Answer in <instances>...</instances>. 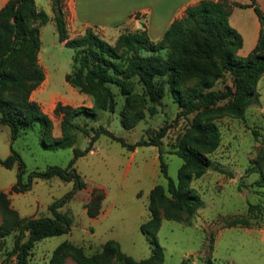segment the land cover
Here are the masks:
<instances>
[{"label":"trees","instance_id":"16d2710c","mask_svg":"<svg viewBox=\"0 0 264 264\" xmlns=\"http://www.w3.org/2000/svg\"><path fill=\"white\" fill-rule=\"evenodd\" d=\"M232 3L231 0H198L188 5L180 17L174 18L158 40L150 39L145 29L136 28L120 32L114 42H110L89 26L82 33L69 37L64 11L58 0H54L59 39L65 40L64 44L74 50L72 68L65 79L79 91L89 94L92 104L71 105L58 101L53 113L60 116L61 135L52 136V118L31 98L32 90L45 78L38 52L40 26L49 16L36 8L35 0L5 2L0 8V123L8 124L15 138L20 128L33 126L38 121L44 128L43 145L52 149L72 146L73 156L64 167L49 165L44 170L30 172L26 181H23L24 161L12 145L11 152L0 157V164L8 168L17 165V178L11 185L14 191L29 189L34 176L49 178L54 175L73 179L74 189L49 204L52 216L30 217L20 215L12 206L9 194L0 189V251L4 249L5 237L15 234L13 245L1 264H7L12 256H15V264H28L37 240L69 231L71 216L59 207L76 189L85 186L73 164L92 149L100 133L118 139L131 150L138 145L158 147L160 169L167 177V184L156 183L151 187L149 215L140 224L151 254L134 259L122 251L113 238L105 240L93 252H87L82 244L64 240L53 249L49 264H65L67 257L73 264H162L164 251L157 237L162 219L191 223L192 215L204 206V199L190 181L206 169L216 167L209 157L221 141L220 127L214 117H243L246 107L259 100L257 81L264 74V11L256 0L248 4L258 15L261 28L255 46L240 56L236 50L242 45V36L229 22ZM225 74L230 76L232 84L215 87ZM114 87L123 96L119 114L125 128L134 127L146 111L155 113L166 91L179 106L177 117L194 113L187 129L173 143L172 152L182 158L176 180L168 175L163 157V137L169 124H162L148 138L128 143L103 125L91 127V133L74 121L82 114L95 118L101 109L114 111L117 105ZM75 127H81L90 136L89 145L83 149L74 144ZM259 157L263 165L257 166L261 178L256 182L264 186V149ZM104 196L103 188L92 189L89 200L84 203L89 216L99 213ZM258 207L251 203L249 211ZM240 221L244 225L251 224L245 219ZM236 223L238 220L232 219L226 225Z\"/></svg>","mask_w":264,"mask_h":264},{"label":"rangeland","instance_id":"374dc122","mask_svg":"<svg viewBox=\"0 0 264 264\" xmlns=\"http://www.w3.org/2000/svg\"><path fill=\"white\" fill-rule=\"evenodd\" d=\"M58 2L61 8L66 3L64 0ZM99 33L112 40L110 34ZM66 34L77 35L67 28ZM42 36L43 61L49 72L45 92L49 96L58 93L68 97L71 88L78 90L65 79V74L72 68L74 50L59 39L52 23L45 25ZM231 84L230 76L225 74L217 80L215 87ZM114 89L117 92L114 111L101 109L95 118L82 114L75 117L74 121L91 133V127L103 125L128 143L148 138L159 126L169 124L163 137V157L168 175L176 180L182 158L172 152L173 143L187 129L194 113L177 117L179 106L166 91L162 103L156 105L155 113L146 111L144 118L134 127L125 128L119 114L123 96L116 87ZM257 90L259 100L246 107L243 117H214L220 127L221 141L209 153V157L216 167L206 169L201 176L193 177L190 181V185L204 199V206L192 215L191 223L162 219L157 231L158 241L164 251L162 264H264V186L256 182L261 178L258 167L263 165L259 153L264 149V74L257 81ZM33 97H38L37 89ZM72 102L77 103L72 105L83 104L75 99ZM41 106L44 107V103ZM53 121L55 128L60 129V116L53 115ZM81 127H75L73 133L74 144L83 149L89 145L90 136ZM43 130L42 124L37 121L33 126L20 128L17 136L12 138L10 126L0 123V157L7 156L12 145L25 164L23 181L34 170H44L49 165L64 167L73 156L72 146L55 149L45 147L42 143ZM73 165L85 186L76 189L73 196L59 207L71 216L70 229L37 240L28 264H49L53 249L64 240L84 243L86 249L93 252L99 249L103 241L113 238L119 242L121 250L134 259L148 257L151 248L140 230V224L149 215L151 187L156 183L167 184V177L160 169L158 147L138 145L131 150L118 139L100 133L91 151L79 156ZM16 178L17 165L8 168L0 164V189L9 194L13 207L25 217L52 216L49 204L74 189L73 179L66 180L58 175L49 178L34 176L29 189L17 192L11 189ZM95 187L103 188L105 196L98 217L91 219L84 202ZM251 203L259 207L249 211ZM232 219H237L238 223L227 226V222ZM242 219L251 224L244 225L240 221ZM90 227L94 231L91 235ZM14 236L11 233L5 237V249L0 252V261L11 249ZM89 239L93 242L92 248L86 243ZM13 259L15 256L8 261Z\"/></svg>","mask_w":264,"mask_h":264},{"label":"crops","instance_id":"0c3cea01","mask_svg":"<svg viewBox=\"0 0 264 264\" xmlns=\"http://www.w3.org/2000/svg\"><path fill=\"white\" fill-rule=\"evenodd\" d=\"M7 0H0V8ZM62 10L65 14L66 28L72 30L75 34L82 33L86 27H92L95 31L108 33L112 36L113 42L120 32L128 28L129 30L143 28L152 40H158L163 36L171 21L180 17L185 8L197 2L198 0H64ZM229 22L237 29L242 36V45L236 50L240 56H244L251 51L255 46L261 28V23L254 8L248 5L251 0H231ZM259 7L264 11V0H256ZM244 4V5H242ZM37 9L44 10L49 18L40 26L41 47L38 52L39 62L44 68V80L32 90L31 98L36 100L40 105L44 103L42 109L48 113L53 121V108L58 101L68 104L73 103L72 99L79 100L85 105L92 104V97L84 92L70 89V96H63L58 93H53L52 96L46 94L45 85L49 80V72L43 61V29L47 23L57 29L54 12V0H35ZM142 22V26L140 23ZM139 25V26H138ZM100 34V33H99ZM101 35V34H100ZM72 35H69L71 37ZM106 39L105 36L101 35ZM108 40V39H107ZM64 43V40H61ZM109 41V40H108ZM74 87V86H73ZM35 89L38 90V97H33ZM73 96V97H72ZM61 135V128H55L53 121L52 136ZM91 151V150H90ZM87 198L85 202L89 200ZM11 200V198H10ZM84 202V203H85ZM13 206V205H12ZM85 207V206H84ZM86 210V208H85ZM100 212V211H99ZM99 213L91 216V219L98 217ZM92 231L93 229H91ZM88 231L87 229H85ZM94 231L90 233L93 234ZM73 242V241H72ZM104 242V241H103ZM102 242V243H103ZM75 243V242H74ZM87 245L92 248L93 242L89 239ZM101 243V244H102ZM6 244V242H5ZM80 244V243H77ZM101 244L99 246H101ZM13 245V244H12ZM86 249V244H82ZM12 247V246H11ZM100 248V247H99ZM5 249V246H4ZM1 252V251H0ZM14 258V256H12ZM3 259L0 264L3 263ZM73 264V260L67 257L65 264ZM8 264H15V260L8 261Z\"/></svg>","mask_w":264,"mask_h":264},{"label":"water","instance_id":"95a60500","mask_svg":"<svg viewBox=\"0 0 264 264\" xmlns=\"http://www.w3.org/2000/svg\"><path fill=\"white\" fill-rule=\"evenodd\" d=\"M140 26H142V22L140 23Z\"/></svg>","mask_w":264,"mask_h":264}]
</instances>
